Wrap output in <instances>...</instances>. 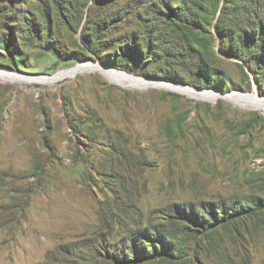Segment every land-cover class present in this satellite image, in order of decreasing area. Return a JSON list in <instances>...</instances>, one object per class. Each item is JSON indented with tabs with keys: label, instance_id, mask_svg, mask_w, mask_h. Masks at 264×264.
<instances>
[{
	"label": "rangeland",
	"instance_id": "obj_1",
	"mask_svg": "<svg viewBox=\"0 0 264 264\" xmlns=\"http://www.w3.org/2000/svg\"><path fill=\"white\" fill-rule=\"evenodd\" d=\"M0 73V264H264V0H0Z\"/></svg>",
	"mask_w": 264,
	"mask_h": 264
},
{
	"label": "bare ground",
	"instance_id": "obj_2",
	"mask_svg": "<svg viewBox=\"0 0 264 264\" xmlns=\"http://www.w3.org/2000/svg\"><path fill=\"white\" fill-rule=\"evenodd\" d=\"M95 67H97V66H95ZM86 70H89V69L87 67H80V68H75V69H72V70H68L66 72H60L57 75L53 76L52 78L48 79L47 81L49 83H52L59 77H62V76H65V75H77L79 72L86 71ZM99 70H101V72H103L111 81L118 82L117 79H119V78H118L117 75H113V74H111V73H109L107 71L102 70L101 68H99ZM0 78H2L4 80L17 79V77H13L10 74H4V73H0ZM118 83L119 84L130 85V86H133V87L134 86H138V85H142V86H147V85L148 86H158L156 84H154V85L152 84L151 85V83L145 82L144 80H127V81L121 80ZM167 88L170 89V90H173V91L181 92V93H183V94H185L188 97L193 98V99H207V100L211 101L214 98L222 97V95H220V94L199 93L197 91L188 89L187 87L185 88V87L180 86V85H171L170 84V85L167 86ZM223 98H228V99H231L233 101H235V99H236V98H232L231 96H227V97L223 96ZM256 102L258 104V107L262 106L264 108V103H263L262 100L257 99Z\"/></svg>",
	"mask_w": 264,
	"mask_h": 264
},
{
	"label": "trees",
	"instance_id": "obj_3",
	"mask_svg": "<svg viewBox=\"0 0 264 264\" xmlns=\"http://www.w3.org/2000/svg\"><path fill=\"white\" fill-rule=\"evenodd\" d=\"M185 11H187V10H183L182 12H185ZM261 203H262V201H261ZM259 204V205H256L255 207H253V208H248L247 210H245V211H242V212H240V213H236V215H234V217L232 218V219H239V218H241L242 216H247V217H255V216H257V214H258V212L261 210V209H263L264 208V204ZM223 209H226V207H223ZM242 210V209H241ZM229 215V214H228ZM229 217H230V215H229ZM227 221H229V220H227Z\"/></svg>",
	"mask_w": 264,
	"mask_h": 264
},
{
	"label": "built area",
	"instance_id": "obj_4",
	"mask_svg": "<svg viewBox=\"0 0 264 264\" xmlns=\"http://www.w3.org/2000/svg\"><path fill=\"white\" fill-rule=\"evenodd\" d=\"M260 115L264 119V109L261 110Z\"/></svg>",
	"mask_w": 264,
	"mask_h": 264
},
{
	"label": "water",
	"instance_id": "obj_5",
	"mask_svg": "<svg viewBox=\"0 0 264 264\" xmlns=\"http://www.w3.org/2000/svg\"><path fill=\"white\" fill-rule=\"evenodd\" d=\"M224 97H227L226 95H223Z\"/></svg>",
	"mask_w": 264,
	"mask_h": 264
}]
</instances>
